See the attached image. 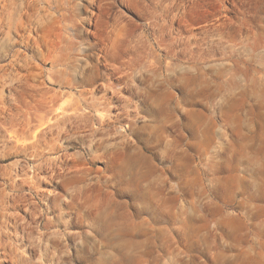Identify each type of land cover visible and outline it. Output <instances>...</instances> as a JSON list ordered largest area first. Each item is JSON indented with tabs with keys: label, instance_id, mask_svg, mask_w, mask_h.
Segmentation results:
<instances>
[{
	"label": "rangeland",
	"instance_id": "374dc122",
	"mask_svg": "<svg viewBox=\"0 0 264 264\" xmlns=\"http://www.w3.org/2000/svg\"><path fill=\"white\" fill-rule=\"evenodd\" d=\"M0 264H264V0H0Z\"/></svg>",
	"mask_w": 264,
	"mask_h": 264
}]
</instances>
